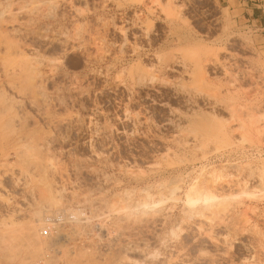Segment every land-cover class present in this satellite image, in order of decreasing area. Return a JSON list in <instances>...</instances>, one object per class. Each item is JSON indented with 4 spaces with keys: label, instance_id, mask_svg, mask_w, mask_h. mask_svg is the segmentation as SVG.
I'll return each instance as SVG.
<instances>
[{
    "label": "rangeland",
    "instance_id": "374dc122",
    "mask_svg": "<svg viewBox=\"0 0 264 264\" xmlns=\"http://www.w3.org/2000/svg\"><path fill=\"white\" fill-rule=\"evenodd\" d=\"M261 5L0 0V264H264Z\"/></svg>",
    "mask_w": 264,
    "mask_h": 264
},
{
    "label": "bare ground",
    "instance_id": "6f19581e",
    "mask_svg": "<svg viewBox=\"0 0 264 264\" xmlns=\"http://www.w3.org/2000/svg\"><path fill=\"white\" fill-rule=\"evenodd\" d=\"M218 125L217 124L211 125L212 129L209 131L210 138H212L218 144L226 145V146H232V141L229 138V135H228L227 131L224 129V127H222V125L221 126H218ZM209 127H210V125H209ZM240 127H241V130L243 131L242 139L243 138L245 139V136L248 137L247 129L243 125L240 126ZM203 131H208V127L203 129ZM262 170H263V173H264V166H263ZM213 174H215V173L213 172L211 175H213ZM184 197H185V201L184 202L187 204V206H195V205L200 204V203L205 205V204L212 203L214 201L216 202V200H217V198L211 197L209 192H207L206 190L198 191L197 188L193 187V186L189 187V189L185 192ZM162 201L165 202L166 200L163 199ZM156 205L157 204H155L154 206L156 207Z\"/></svg>",
    "mask_w": 264,
    "mask_h": 264
},
{
    "label": "built area",
    "instance_id": "2783aa9c",
    "mask_svg": "<svg viewBox=\"0 0 264 264\" xmlns=\"http://www.w3.org/2000/svg\"><path fill=\"white\" fill-rule=\"evenodd\" d=\"M231 159L236 160L237 162H245V161H258L264 162V149L263 148H251L246 149L244 151H239L235 153ZM217 159H214L216 161ZM82 216L79 219H82ZM75 216L74 215H58L54 219H48L44 223V227L39 230V236L41 238H50L54 234L57 233L58 228L63 227L66 224H70L74 222Z\"/></svg>",
    "mask_w": 264,
    "mask_h": 264
},
{
    "label": "crops",
    "instance_id": "0c3cea01",
    "mask_svg": "<svg viewBox=\"0 0 264 264\" xmlns=\"http://www.w3.org/2000/svg\"><path fill=\"white\" fill-rule=\"evenodd\" d=\"M261 3H262L261 7H263V6H264V1H263V0H261Z\"/></svg>",
    "mask_w": 264,
    "mask_h": 264
}]
</instances>
